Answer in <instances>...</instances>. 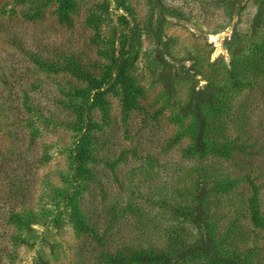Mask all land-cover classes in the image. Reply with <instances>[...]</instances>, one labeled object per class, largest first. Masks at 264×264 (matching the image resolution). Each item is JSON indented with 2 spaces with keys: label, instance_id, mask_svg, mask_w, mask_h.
<instances>
[{
  "label": "trees",
  "instance_id": "16d2710c",
  "mask_svg": "<svg viewBox=\"0 0 264 264\" xmlns=\"http://www.w3.org/2000/svg\"><path fill=\"white\" fill-rule=\"evenodd\" d=\"M50 2H58L59 21L72 24L75 0H0V18L8 21L0 20V35L26 57L25 68L9 65L0 83V124L14 122L24 132L18 138L10 128L9 142L0 143V264L43 214L56 229H74L69 264H264V0L198 2L218 29L235 22L228 49L246 41V53L209 59L194 73L181 69V81L197 73L205 83L161 105L148 99L134 67L150 23L134 15L131 0L115 2L122 32L106 49L110 61L99 77L89 49L59 44L50 51L14 27L42 16ZM18 13L21 19L13 18ZM89 20L95 44L103 19L91 12ZM49 70L74 77L69 90L60 89L65 97L53 98V113L34 96L42 86L34 72ZM38 122L74 136L66 147L72 172L43 213L31 203L34 169L49 159L34 144Z\"/></svg>",
  "mask_w": 264,
  "mask_h": 264
},
{
  "label": "rangeland",
  "instance_id": "374dc122",
  "mask_svg": "<svg viewBox=\"0 0 264 264\" xmlns=\"http://www.w3.org/2000/svg\"><path fill=\"white\" fill-rule=\"evenodd\" d=\"M131 1L134 15L139 17L143 24L150 23L149 28L148 26L144 28V34L140 39L142 50L134 67L141 73V81L147 85L148 99H153L157 105H161L168 98L172 102L184 99L192 87L205 83L204 77L196 75L197 73L190 80L181 81L182 70L194 73L191 69L193 66L198 67L200 64L206 66L209 59L222 57L228 62L230 58L246 53V41L243 43L236 41L232 43V50L228 49L235 22L232 21L227 27L218 29L219 20L200 13L197 4L201 0H167L164 1V7L160 6L157 0ZM115 2L116 0H75V9L70 13L72 24H67L68 22L64 20L60 22L57 13L58 2H50L42 10V16L36 19H21L19 13L14 15L13 18L21 19L15 22L14 27L20 28L26 38L31 36L40 38L50 51L59 44L64 49L80 46L85 50V54L86 49H89L90 55L98 59L95 75L99 77L110 61L105 55L106 49L113 45L112 42L118 40L122 32ZM172 5L180 6V11L171 10ZM32 12L30 9L29 13ZM91 12L93 17L97 15L103 19L97 27L95 44H91L90 41V33L93 30L89 20ZM5 19H7L5 15L0 18L7 23ZM3 39L4 37L0 35V83L9 65H15L18 71H22L25 68L23 59L26 58L22 49L6 44ZM42 52L46 55L47 49ZM47 73L34 72V76L42 85L38 92H34V96L42 106L49 105V111L52 112L53 108L55 110L53 98L61 95L65 97L63 94L65 92L62 93L60 89L64 84H68L69 90L71 87L69 81L74 77L63 71L55 73L49 70ZM112 99L113 113L117 115L120 112V102L118 97ZM10 128L15 131L18 138L24 133L21 132L19 124L4 121L0 124V143L9 142L13 133L11 131L9 134ZM35 129L34 144L37 152L42 154L46 149L49 151L48 161L34 169L36 183L31 199L32 206L36 205L37 211L43 213L41 208L49 206V194L53 188L57 185L64 186L63 175L72 172L66 147L71 145L74 136L72 132L54 128L51 124L45 128L41 122L37 123ZM24 137L27 146L29 142L27 135ZM32 149H29V152ZM261 199H264V188L261 191ZM50 220L51 216L47 215L45 218L43 214L30 224V228L22 231L25 242L10 246L12 258L6 260L5 264H39V261L42 264H69L74 259L72 247L77 244L78 238L69 223L56 229ZM260 241L263 243L262 237Z\"/></svg>",
  "mask_w": 264,
  "mask_h": 264
}]
</instances>
